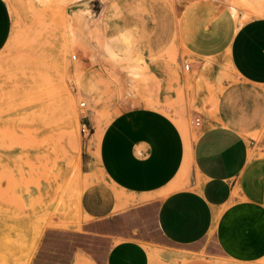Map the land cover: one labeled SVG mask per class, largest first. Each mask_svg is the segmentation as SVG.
Instances as JSON below:
<instances>
[{
    "label": "rangeland",
    "instance_id": "374dc122",
    "mask_svg": "<svg viewBox=\"0 0 264 264\" xmlns=\"http://www.w3.org/2000/svg\"><path fill=\"white\" fill-rule=\"evenodd\" d=\"M5 1L13 31L0 49V189L6 194L0 199L26 215L32 203L52 209L66 200L33 225L37 239L46 228L103 216L106 203L123 208L124 196L99 171L96 137L114 115L137 106L190 129V112L201 113L198 94L236 83L226 58L231 29L264 17V0L187 3L189 18L172 12L176 0ZM198 18L216 25L218 42L217 54L200 61L187 47V28ZM192 66L201 69L193 73ZM256 150L264 155V146ZM20 242L23 250L10 264H27L36 247Z\"/></svg>",
    "mask_w": 264,
    "mask_h": 264
},
{
    "label": "crops",
    "instance_id": "0c3cea01",
    "mask_svg": "<svg viewBox=\"0 0 264 264\" xmlns=\"http://www.w3.org/2000/svg\"><path fill=\"white\" fill-rule=\"evenodd\" d=\"M176 1L180 17L187 3L212 0ZM216 28L189 24L198 61L217 54ZM12 31L0 0V49ZM226 58L236 83L198 94L187 138L178 121L145 106L112 117L97 163L124 207L106 203L99 218L46 228L29 264H264V155L256 150L264 146V17L233 26Z\"/></svg>",
    "mask_w": 264,
    "mask_h": 264
},
{
    "label": "bare ground",
    "instance_id": "6f19581e",
    "mask_svg": "<svg viewBox=\"0 0 264 264\" xmlns=\"http://www.w3.org/2000/svg\"><path fill=\"white\" fill-rule=\"evenodd\" d=\"M171 9H172V12L175 13L174 8L172 7ZM179 126L184 136L187 138L186 125L183 122L179 121ZM102 132L100 133V135L99 134H96V135L101 136ZM96 138L100 139V137H96ZM99 139L98 140L96 139V140L99 141ZM0 192H2V194H0L2 196L3 194H5L4 191H2L1 189H0ZM40 202L32 203L31 212L28 215H26L27 211L25 212L26 214L16 212L15 209H13L10 206L11 203L9 205V203L5 199H0V264H10L11 262H13L19 257V255L21 254L23 250V245L20 242L21 239H26L29 243L36 242V245H37L39 238L44 230L41 231L39 238L37 239L36 233L32 229L33 225H39L40 221L43 220L42 216L44 217L45 215L55 214L56 212L58 213L59 212L58 209H60V204H65L66 200L64 197H61L60 199H58L56 206L52 209L50 208L48 204H46L48 202L46 203H40ZM19 205H20V202H19ZM67 205H69V203ZM21 207H23V205H21ZM66 208H68V206ZM23 210L25 211V208ZM23 210L21 209V212ZM69 211L71 212V210ZM63 216H64V212H63ZM34 250L30 254L27 264L30 263Z\"/></svg>",
    "mask_w": 264,
    "mask_h": 264
},
{
    "label": "built area",
    "instance_id": "2783aa9c",
    "mask_svg": "<svg viewBox=\"0 0 264 264\" xmlns=\"http://www.w3.org/2000/svg\"><path fill=\"white\" fill-rule=\"evenodd\" d=\"M189 67H190V65L189 64H186L185 66H184V69L186 70V71H188L189 70ZM80 107H85V103H81L80 104ZM195 123H196V125H198L199 124V120L198 119H196V121H195ZM80 133L82 134V135H84V136H86V135H88L89 133H90V129H89V127L86 125V123H81L80 124Z\"/></svg>",
    "mask_w": 264,
    "mask_h": 264
}]
</instances>
